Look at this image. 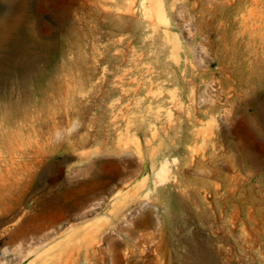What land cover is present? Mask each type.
<instances>
[{
    "label": "rangeland",
    "instance_id": "374dc122",
    "mask_svg": "<svg viewBox=\"0 0 264 264\" xmlns=\"http://www.w3.org/2000/svg\"><path fill=\"white\" fill-rule=\"evenodd\" d=\"M23 1L0 0V264H264V0Z\"/></svg>",
    "mask_w": 264,
    "mask_h": 264
},
{
    "label": "bare ground",
    "instance_id": "6f19581e",
    "mask_svg": "<svg viewBox=\"0 0 264 264\" xmlns=\"http://www.w3.org/2000/svg\"><path fill=\"white\" fill-rule=\"evenodd\" d=\"M25 3V0L22 2ZM21 3V4H22ZM152 6L155 9V11L159 14V15H163V4H162V0H151ZM19 7V6H18ZM17 7V8H18ZM5 10V9H4ZM26 10V9H25ZM17 11V10H16ZM21 11V10H20ZM23 11V10H22ZM32 11V10H31ZM5 12V11H4ZM10 16H8L9 18ZM12 19V18H11ZM10 20V19H8ZM15 21V20H13ZM17 21V20H16ZM10 22V21H9ZM12 22V21H11ZM14 23V22H13ZM30 25V24H29ZM32 26V25H31ZM9 28V27H8ZM13 28V27H12ZM30 28V27H28ZM14 29V28H13ZM9 31L7 29V26L5 24V22L3 23V20H0V40H5L7 38V34ZM10 32V31H9ZM13 34V33H12ZM27 34V33H26ZM30 34V33H29ZM32 34V33H31ZM35 35V34H34ZM28 40V39H27ZM19 43V42H18ZM12 44V43H11ZM23 44V43H22ZM42 45V44H41ZM38 47V46H37ZM50 55V54H49ZM42 56V55H41ZM248 106L250 107V109H252L253 113L252 114V118L256 121H261L264 125V98L261 101H250L248 102ZM1 110V108H0ZM11 112V111H10ZM9 113V112H8ZM7 113V114H8ZM12 113V112H11ZM9 113L8 114V124L12 123L13 121V115ZM252 121V120H251ZM16 138V137H15ZM13 148V147H12ZM250 159L252 161H255L257 163L262 162L264 159L263 157H260L256 154H250ZM159 174H162V171H159ZM44 180V179H43ZM91 181V180H90ZM8 182V181H7ZM88 182V181H87ZM42 183V182H41ZM89 183V182H88ZM12 184V183H11ZM85 185V184H84ZM87 198V197H86ZM88 199V198H87ZM227 262V261H226ZM204 264H214L213 261H206Z\"/></svg>",
    "mask_w": 264,
    "mask_h": 264
}]
</instances>
